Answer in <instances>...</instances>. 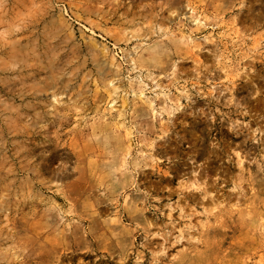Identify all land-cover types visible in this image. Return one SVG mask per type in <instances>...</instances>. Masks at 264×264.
Returning <instances> with one entry per match:
<instances>
[{
	"label": "rangeland",
	"instance_id": "obj_1",
	"mask_svg": "<svg viewBox=\"0 0 264 264\" xmlns=\"http://www.w3.org/2000/svg\"><path fill=\"white\" fill-rule=\"evenodd\" d=\"M0 264H264V0H0Z\"/></svg>",
	"mask_w": 264,
	"mask_h": 264
},
{
	"label": "bare ground",
	"instance_id": "obj_2",
	"mask_svg": "<svg viewBox=\"0 0 264 264\" xmlns=\"http://www.w3.org/2000/svg\"><path fill=\"white\" fill-rule=\"evenodd\" d=\"M135 51V50H134ZM134 52H127V59H128V61L130 62V63H133V56H134V54H133ZM237 160H238V166H240V168H242V166L244 165L243 164V156H237ZM237 166V165H236ZM195 184V183H194ZM202 185V184H201Z\"/></svg>",
	"mask_w": 264,
	"mask_h": 264
}]
</instances>
